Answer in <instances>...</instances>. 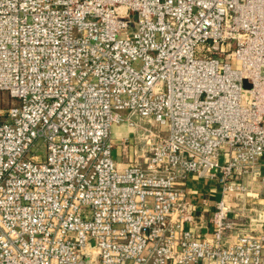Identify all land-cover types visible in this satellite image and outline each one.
Returning <instances> with one entry per match:
<instances>
[{"label": "built area", "instance_id": "1", "mask_svg": "<svg viewBox=\"0 0 264 264\" xmlns=\"http://www.w3.org/2000/svg\"><path fill=\"white\" fill-rule=\"evenodd\" d=\"M0 92V264H264V0H0Z\"/></svg>", "mask_w": 264, "mask_h": 264}, {"label": "crops", "instance_id": "2", "mask_svg": "<svg viewBox=\"0 0 264 264\" xmlns=\"http://www.w3.org/2000/svg\"><path fill=\"white\" fill-rule=\"evenodd\" d=\"M128 129H129V126L126 128V131ZM120 130H122V129L119 125H117L116 128H114V130H113V136H115V138H117V140H119V141H121V139L123 137L132 134V130L129 131V133H124V134H121ZM116 146H117V144H115V148H116ZM121 147H122L121 142H119L118 148H119L121 155L119 154L118 160L116 157L115 158L118 162L121 163L122 166H124L125 164H127L129 161H131L133 159V152L131 149L129 151L130 157L128 159L124 160ZM263 175H264V168H263ZM193 180L195 183L193 184V187H191V188H190L191 185H189V192L191 194H193V197L195 198V200L197 202L201 201V199L205 198V197H218V194H219V190H218L219 186L218 185H217V187H215V186H213L214 183H210L208 181H203V180L198 181L195 179H193ZM207 183H209V184H207Z\"/></svg>", "mask_w": 264, "mask_h": 264}, {"label": "rangeland", "instance_id": "3", "mask_svg": "<svg viewBox=\"0 0 264 264\" xmlns=\"http://www.w3.org/2000/svg\"><path fill=\"white\" fill-rule=\"evenodd\" d=\"M10 101H11V99L9 98V96H8L7 93L0 92V102H1V103L4 102L3 105H7ZM117 125H119V126L121 127V129H122V130H120L121 134L129 133V131H131L132 128L130 129V127H129L130 130L128 129V130L126 131V128L128 127L127 123L115 124V125L113 126V129H112V141H113L114 144H117L116 148L114 149V157H116L117 160H118V156H119V154H120V151H119V148H118V144H119L120 141L117 140V138H115V136H113V130H114V128H116ZM115 142H116V143H115ZM120 155H121V154H120ZM194 183H195V182L190 178V179H189V184L191 185L190 188L193 187V184H194ZM212 183H214V182H212ZM207 184H209V183H207ZM213 186L217 187V184L214 183ZM218 197H219V194H218Z\"/></svg>", "mask_w": 264, "mask_h": 264}]
</instances>
